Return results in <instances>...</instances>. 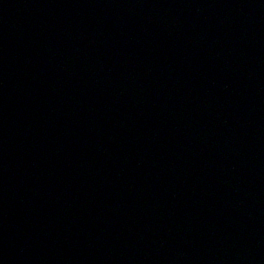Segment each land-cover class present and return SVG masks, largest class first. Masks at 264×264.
Returning a JSON list of instances; mask_svg holds the SVG:
<instances>
[{
	"label": "water",
	"instance_id": "95a60500",
	"mask_svg": "<svg viewBox=\"0 0 264 264\" xmlns=\"http://www.w3.org/2000/svg\"><path fill=\"white\" fill-rule=\"evenodd\" d=\"M0 264H264V0H0Z\"/></svg>",
	"mask_w": 264,
	"mask_h": 264
}]
</instances>
